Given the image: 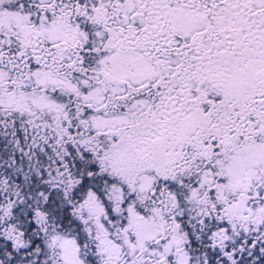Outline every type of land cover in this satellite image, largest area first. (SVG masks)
<instances>
[{"label":"snow or ice","instance_id":"obj_1","mask_svg":"<svg viewBox=\"0 0 264 264\" xmlns=\"http://www.w3.org/2000/svg\"><path fill=\"white\" fill-rule=\"evenodd\" d=\"M0 264H264V0H0Z\"/></svg>","mask_w":264,"mask_h":264}]
</instances>
